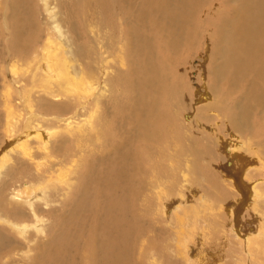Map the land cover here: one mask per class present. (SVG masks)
<instances>
[{
    "label": "bare ground",
    "instance_id": "6f19581e",
    "mask_svg": "<svg viewBox=\"0 0 264 264\" xmlns=\"http://www.w3.org/2000/svg\"><path fill=\"white\" fill-rule=\"evenodd\" d=\"M229 1L0 0V264H264V0Z\"/></svg>",
    "mask_w": 264,
    "mask_h": 264
},
{
    "label": "rangeland",
    "instance_id": "374dc122",
    "mask_svg": "<svg viewBox=\"0 0 264 264\" xmlns=\"http://www.w3.org/2000/svg\"><path fill=\"white\" fill-rule=\"evenodd\" d=\"M212 1V0H211ZM224 1H226V2H230L229 0H224ZM206 2L209 4L210 3V0L208 1V0H206ZM232 3L230 2V5H231ZM221 8V5H220V7H219V9ZM223 14H225V12L223 13ZM159 20H160V18H159ZM164 20V19H163ZM147 27H151V25H149V24H147ZM153 27V26H152ZM218 30V29H217ZM187 56H189V54L187 53L186 54ZM200 55H202V53L200 54ZM197 60L199 59V58H196ZM215 60H222L221 58L220 59H218V58H214ZM199 62H204V61H201V60H199ZM191 63V62H190ZM186 67L187 68H189V69H191V67H190V65H189V63H186ZM195 72H197L198 73V75H201V72H203V70H194ZM169 72L171 73V70H168V72L165 70V71H163V74H164V76L168 79V81L166 80V82H167V85H166V87H168L169 85H170V87H171V85H172V80H174V78H172L171 77V75L169 74ZM200 72V73H199ZM204 73V72H203ZM174 77H176V74H175V76ZM153 82V81H152ZM170 82V83H169ZM165 87V88H166ZM155 88L156 89H158V90H162L163 88L161 87V84L158 82V81H156V85H155ZM149 94V93H148ZM189 95V94H188ZM152 96V95H151ZM146 103H148L149 102V99L146 97ZM87 188H88V190H89V192L92 194L91 196H89V198L87 199L88 201H87V204L89 205V207H90V209H89V214H90V216L89 217H86V218H88V220L86 219L85 220V222H87V221H89V220H97L95 217H93L91 214H92V212L94 211V209H95V205L94 204H97V202L98 201H103V196H106V193H109L107 190H104V189H102L101 188V186L97 183V182H95V183H93V184H91V185H89V186H87ZM91 201V202H90ZM91 203V204H90ZM100 216H101V214H100ZM73 239H74V236H73V234L70 236V237H68V239H67V241L69 242V243H71V244H73ZM72 240V241H71ZM13 244H15L14 242H12ZM16 245V244H15ZM64 259H65V261H66V263L67 264H71V263H73L74 261H73V257H71V256H67V257H64ZM71 259V260H70ZM39 264H41V263H39ZM47 264H54L53 262H51V263H48L47 262Z\"/></svg>",
    "mask_w": 264,
    "mask_h": 264
}]
</instances>
